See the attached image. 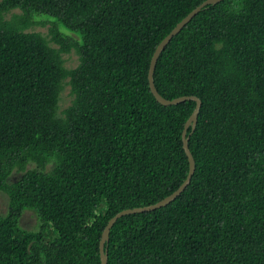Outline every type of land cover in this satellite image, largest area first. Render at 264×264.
I'll return each instance as SVG.
<instances>
[{"label":"trees","instance_id":"16d2710c","mask_svg":"<svg viewBox=\"0 0 264 264\" xmlns=\"http://www.w3.org/2000/svg\"><path fill=\"white\" fill-rule=\"evenodd\" d=\"M203 1L0 0V264H100L113 215L184 181L195 102L160 104L147 73ZM38 14L55 18L58 47L25 31ZM72 48L79 63L66 68ZM66 79L72 100L59 115ZM154 85L201 100L187 130L195 171L169 204L115 222L107 264H264V0L204 7L158 57ZM25 211L36 228L20 226Z\"/></svg>","mask_w":264,"mask_h":264},{"label":"water","instance_id":"95a60500","mask_svg":"<svg viewBox=\"0 0 264 264\" xmlns=\"http://www.w3.org/2000/svg\"><path fill=\"white\" fill-rule=\"evenodd\" d=\"M222 0H204L200 4H198L196 7H194L186 16H184L171 30L170 32L162 38V40L158 43L156 46L148 67V83L149 88L155 99L162 105L168 106V105H175L180 102L186 101V100H192L195 102V107L192 110L190 116L186 120L183 130H182V143H183V149L188 159V172L184 179V181L178 186L176 190H174L171 194L165 196L164 198L160 199L159 201L145 205L140 207H133V208H126L122 209L119 212H117L115 215H113L106 223L104 229L102 230L100 241H99V257H100V264H107V248L105 246L106 242L109 238L110 229L115 224V222L122 216L140 213V212H146L158 209L160 207H163L167 204H169L171 201H173L176 197H178L184 189L189 185L191 178L195 171V160L193 158L192 153L190 152L189 146H188V139L189 135H187V130L191 126V133L194 131L196 123H197V117L198 113L201 107V100L197 96L189 95V96H179L173 99H166L162 97L155 85H154V70L155 66L158 60V57L164 50V48L167 46V44L170 42V40L177 35L181 29L198 13L200 12L204 7L207 5H213Z\"/></svg>","mask_w":264,"mask_h":264},{"label":"rangeland","instance_id":"374dc122","mask_svg":"<svg viewBox=\"0 0 264 264\" xmlns=\"http://www.w3.org/2000/svg\"><path fill=\"white\" fill-rule=\"evenodd\" d=\"M21 10L16 8L8 13L5 14V18L7 20H10L13 18L15 14H20ZM34 20L32 24L25 29V31H33L38 32L42 36H44L53 47H58L57 44L51 41V34H50V27L52 26V23L50 21L55 20L54 17L45 15V14H38L35 15ZM61 30L64 31L67 34H73L79 39V35L67 30L63 26H60ZM73 36L74 38H76ZM63 64L66 68H74L79 63V54L75 48H72L69 52L62 54ZM72 95L70 93V86L67 83V79L65 80L62 90L59 95V102H58V114L61 115L62 110L65 109L67 106L71 104ZM20 174L14 173L11 176L13 178H17ZM8 209V195L0 190V212L5 213ZM20 226L24 229H34L37 226V220L34 216V214L31 211H25L20 217Z\"/></svg>","mask_w":264,"mask_h":264}]
</instances>
